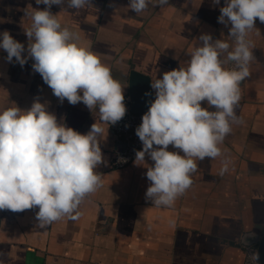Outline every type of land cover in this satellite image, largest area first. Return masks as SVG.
<instances>
[{
	"label": "crops",
	"instance_id": "0c3cea01",
	"mask_svg": "<svg viewBox=\"0 0 264 264\" xmlns=\"http://www.w3.org/2000/svg\"><path fill=\"white\" fill-rule=\"evenodd\" d=\"M95 8L67 9L53 5L61 24L79 36V43L96 53L129 97L131 70L151 80L177 69L203 33L228 39L229 28L218 22L212 0H169L171 6L151 7L143 15L125 9L129 0H92ZM35 0H0V33L8 31L27 48L24 9ZM67 8V5H64ZM230 27V25H229ZM248 35L254 59L250 77L241 85L236 112L241 123L220 145L223 155L197 161L192 186L171 207L146 201L147 168L132 160L123 169L113 166L114 151L123 147L107 125L101 142L104 163L96 169L103 186L81 204L77 220L67 217L45 229L36 227L38 208L22 212L0 210V261L3 264H242V238L262 235L264 228V23L257 18ZM231 42V41H230ZM25 52L23 55H26ZM0 49V110L29 109L35 99L47 103L58 120L86 134L99 117L82 103H63L32 69L6 60ZM152 91H154L152 89ZM207 107L206 102H201ZM211 110V109H210ZM98 111V109H97ZM169 151H179L171 145ZM181 155L183 153L181 152ZM229 170L219 174L221 161ZM146 163L152 165L147 156ZM260 226L262 228L257 229Z\"/></svg>",
	"mask_w": 264,
	"mask_h": 264
},
{
	"label": "clouds",
	"instance_id": "9594fccd",
	"mask_svg": "<svg viewBox=\"0 0 264 264\" xmlns=\"http://www.w3.org/2000/svg\"><path fill=\"white\" fill-rule=\"evenodd\" d=\"M35 3L46 7L40 10L29 4L24 9L31 21L24 28L27 48L7 30L0 33L6 60L11 63L15 58L23 67L32 59L33 71L61 103L65 99L71 105L82 102L99 117L81 134L58 120L39 99L26 110L16 105L0 110V210L38 208L36 227L45 229L65 217L77 220L81 204L103 186V176L96 171L105 162L100 145L109 125L121 121L127 109L125 86L113 77L111 68L79 43L78 34L61 24L59 14L51 12L58 5L61 12L74 9L79 15L95 8L92 0ZM212 4L217 6L220 0ZM150 5L171 6L169 0H129L125 9L143 15ZM219 11L218 22L229 28L228 39L201 34L188 53L189 60L152 80L155 99L135 130L142 150L135 152L134 164L147 168L150 183L145 199L154 207L174 205L192 186L197 161L221 157L220 145L232 125L242 122L236 112L240 85L250 77L254 59L248 35L254 29L261 35L255 21L264 23V0H224ZM170 145L179 151H169ZM146 156L152 165L146 163ZM230 163L228 158L221 161V176ZM252 258L258 264V253Z\"/></svg>",
	"mask_w": 264,
	"mask_h": 264
},
{
	"label": "built area",
	"instance_id": "2783aa9c",
	"mask_svg": "<svg viewBox=\"0 0 264 264\" xmlns=\"http://www.w3.org/2000/svg\"><path fill=\"white\" fill-rule=\"evenodd\" d=\"M155 99V91H152L151 101ZM149 102V104H150ZM125 106H126V115L124 118L117 122L115 125H109L110 130L119 138L123 143V147L114 151L113 154V166L116 169H123L126 167L132 160L135 159V152L142 150V142L139 140L135 134L136 128L142 122V116L148 111L149 104L146 107V110L142 114H134L131 112V102L128 96L125 97ZM244 251V256L242 264H256V261L253 260V253H257L256 246L242 245ZM259 264V262H258Z\"/></svg>",
	"mask_w": 264,
	"mask_h": 264
},
{
	"label": "water",
	"instance_id": "95a60500",
	"mask_svg": "<svg viewBox=\"0 0 264 264\" xmlns=\"http://www.w3.org/2000/svg\"><path fill=\"white\" fill-rule=\"evenodd\" d=\"M129 99L131 102V112L134 114H142L146 110L152 97L151 80L148 76L131 70L128 78ZM257 229L262 228L260 226ZM262 235L256 233H246L242 238V244L245 246H256L259 256V264H264V228Z\"/></svg>",
	"mask_w": 264,
	"mask_h": 264
}]
</instances>
